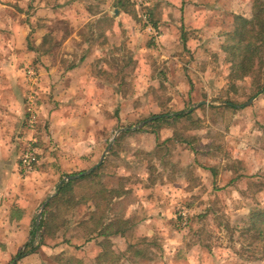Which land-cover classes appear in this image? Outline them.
<instances>
[{"label": "rangeland", "instance_id": "1", "mask_svg": "<svg viewBox=\"0 0 264 264\" xmlns=\"http://www.w3.org/2000/svg\"><path fill=\"white\" fill-rule=\"evenodd\" d=\"M45 1L58 0H0V108L11 113L5 128L0 116V158L18 165L34 204L14 242L0 231V264H264V217L251 225L264 213V59L240 78L233 39L237 16L251 19L257 0H148L153 9L142 11L119 0L140 25L148 14L162 37L121 23L111 41L95 38L93 24L48 23L37 9ZM97 1L79 3L94 13ZM75 32L80 40L65 44ZM84 63L94 78L109 66L103 75L115 85L78 76L67 86ZM28 70L39 82L34 134ZM178 112L192 115L151 123ZM33 136L39 163L25 176L20 159ZM60 182L72 184L59 194ZM42 221L35 251L19 258Z\"/></svg>", "mask_w": 264, "mask_h": 264}, {"label": "crops", "instance_id": "2", "mask_svg": "<svg viewBox=\"0 0 264 264\" xmlns=\"http://www.w3.org/2000/svg\"><path fill=\"white\" fill-rule=\"evenodd\" d=\"M147 6L146 7H154V5L150 4L148 0H145ZM40 2V0H39ZM119 0H103V1H97V9L96 12L91 13V7L90 6H84V4H80L79 0H58L56 4L54 3H48L45 1L43 4H41L37 9L39 8V12H43L45 15V20L48 23H52L53 21H67L68 25L71 28H82L86 25L93 24L94 28V37L97 39H107L109 41L112 40V38H115L119 35V30L121 27V23L125 24L128 27V29H132L135 32H138V29H144L150 33L151 31L148 28V25L146 24V21L142 20L143 16L139 15V19L142 20V22L139 20V22L145 24L140 25V23L137 22L136 19L128 16L124 11L121 4L118 3ZM178 6V5H177ZM3 7V6H2ZM181 9V8H180ZM153 11V10H152ZM148 15V14H147ZM150 15V14H149ZM149 18V16H148ZM160 19L159 25L162 24L165 28V22L167 20H163V16L160 15L157 17V24L158 20ZM149 21L151 22L154 31L158 34V37L155 38L158 40V38L162 37V33H160L159 28H157L152 21L149 18ZM20 23L14 24V28H12L13 32H15L16 28H20ZM139 24V26H138ZM144 26V28H143ZM24 28V27H23ZM106 28V29H104ZM165 28H163L165 30ZM21 29H19L20 31ZM18 31V30H17ZM16 31V37L21 40V36H19V31ZM24 32V31H20ZM166 32V31H164ZM46 35V34H44ZM43 38L46 36H42ZM80 40V34L78 32L71 33V35L67 36L65 38V44H69L71 42H75L74 40ZM42 44V41L37 42L38 47ZM72 47H75V44H72ZM84 47H86L84 45ZM88 48V47H87ZM97 48V47H96ZM97 50V54L102 53L105 55H108V48H102ZM74 53V50H73ZM88 65L86 63L81 64L79 67L69 70L68 75L66 76V85L72 86L73 82L76 81V77L81 76V82L87 83L89 80L97 81V86L106 88L109 86L115 85L116 79L113 81H110V79H107L104 77L103 74L105 73H111V68L109 66H104L100 68V75L96 78L92 77L91 75H88ZM59 67H57L58 69ZM99 71V70H98ZM1 83V81H0ZM71 83V84H70ZM91 83V82H90ZM16 85V81L14 83ZM25 87V86H24ZM106 90V89H105ZM99 93V91H98ZM102 96V94H98ZM3 97H10L9 94L2 95ZM3 121V128H5V124L9 123V117L11 115L10 111L6 109V107L0 108V116H2ZM39 121V120H38ZM19 126V121L13 123V131L17 130V127ZM20 129V126H19ZM48 146L42 147V149L39 150L40 154L43 153L44 155L47 154ZM43 161V160H42ZM40 161V162H42ZM24 183H27L25 180H23V177L19 174L18 165L15 164V162L8 161L4 158H0V216L7 214L9 215L8 222H3V224H0V231L6 230L9 233L8 240L14 242L13 235L14 231H21L23 229H26L28 226L27 223V216L32 213L31 208L34 207V204L30 203L27 204L26 200L29 198V186L23 187ZM191 190V189H189ZM183 191V190H182ZM181 191V192H182ZM187 193L183 194L185 195L187 199L190 197L192 198V192L185 191ZM190 192V193H189ZM195 212V211H193ZM13 232V233H12ZM16 237V235H15Z\"/></svg>", "mask_w": 264, "mask_h": 264}, {"label": "trees", "instance_id": "3", "mask_svg": "<svg viewBox=\"0 0 264 264\" xmlns=\"http://www.w3.org/2000/svg\"><path fill=\"white\" fill-rule=\"evenodd\" d=\"M120 4V1L118 2ZM238 25L233 36V39H237L238 44L234 47L237 52L238 57H240L237 62V71L236 73L240 78L249 75L254 71V68L257 64H260L264 59V0H257L253 7V15L251 19H247L241 16H237ZM263 93V92H262ZM192 113L178 112L171 115H162L158 116V119L152 121L151 123H169L170 121L178 122L181 119L190 118ZM73 182V181H72ZM63 183L58 186L59 194L64 193L72 184ZM264 217V213L258 212L252 215L251 225L256 226L257 217ZM46 223L42 221L38 226H35L31 232L32 241L24 246V249L18 254V257L21 258L26 254L29 247L31 246L32 250L35 251V248L32 246V242L35 236L39 233L40 230L44 229ZM112 228V224H111ZM120 229V228H119ZM117 229L115 235L123 234L122 230ZM41 234V242L43 243L46 235ZM106 236L107 234H101Z\"/></svg>", "mask_w": 264, "mask_h": 264}, {"label": "built area", "instance_id": "4", "mask_svg": "<svg viewBox=\"0 0 264 264\" xmlns=\"http://www.w3.org/2000/svg\"><path fill=\"white\" fill-rule=\"evenodd\" d=\"M132 2L138 6V9L141 11L143 9H145V7L147 6L146 1L145 0H132ZM141 15L143 16V19L146 21V24L148 25L149 30L151 31V33H153V35L155 37H158V34L154 31V28L151 24V22L149 21L148 15L146 13H141ZM28 79V86L30 88V92H29V96L27 98V107H26V111H27V116L28 120H27V128L29 129V131H33V134L35 133V129H36V125L38 123V107H39V103H38V99L36 97V91L35 89L38 88L39 86V82L37 79V75L35 73V71L33 70H28L26 73ZM32 134V135H33ZM37 143V139L33 136L28 140L27 146L24 149V152L21 156L20 159V170H21V174L23 175H29L31 173H33L36 169L38 162V152L37 149L35 147ZM187 212H182L181 215L182 217H185L187 214Z\"/></svg>", "mask_w": 264, "mask_h": 264}, {"label": "water", "instance_id": "5", "mask_svg": "<svg viewBox=\"0 0 264 264\" xmlns=\"http://www.w3.org/2000/svg\"><path fill=\"white\" fill-rule=\"evenodd\" d=\"M251 101H253V100H251ZM156 119H158V117L151 118L150 120L152 121V120H156ZM122 131H123V130H120L119 133H121ZM119 133H118V134H119ZM106 153H107V152H106ZM106 153H105V154H106ZM105 154H104L103 158L105 157ZM102 163H103V160H101V161L97 164L96 167H94L92 170H90V171H88V172H85V173L79 174V175H77V176H69V177H68V181H71V180H74V179L81 178V177L85 176L86 174H90V173L93 172L96 168H98ZM60 184H63V182H60Z\"/></svg>", "mask_w": 264, "mask_h": 264}]
</instances>
